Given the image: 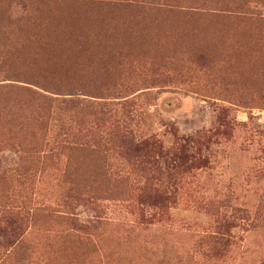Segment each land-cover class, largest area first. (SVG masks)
<instances>
[{
    "label": "rangeland",
    "instance_id": "374dc122",
    "mask_svg": "<svg viewBox=\"0 0 264 264\" xmlns=\"http://www.w3.org/2000/svg\"><path fill=\"white\" fill-rule=\"evenodd\" d=\"M75 13L114 40L167 41L129 53L99 38L107 77L62 79L102 93L63 99L105 109L14 120L0 102V264H264V0H0V39ZM191 26L213 31L204 58L177 45Z\"/></svg>",
    "mask_w": 264,
    "mask_h": 264
},
{
    "label": "trees",
    "instance_id": "16d2710c",
    "mask_svg": "<svg viewBox=\"0 0 264 264\" xmlns=\"http://www.w3.org/2000/svg\"><path fill=\"white\" fill-rule=\"evenodd\" d=\"M98 26L91 25L86 18L76 13L60 16L49 14L45 20L43 19L38 25H32L28 29L27 26L21 28L20 25H15L14 29L5 30L0 39V48L16 47L18 53L21 51L23 53L18 55L15 61L12 60L9 52L2 53L5 57L0 63L1 74L10 71L8 68L10 62L14 61L17 64L16 75L13 74L10 79L0 81V93L7 92L17 95L15 100H0L3 112L10 114L14 120H17L16 118L25 112L32 116L37 105L53 109L61 104L72 103L87 108L105 109L107 105L103 103L95 104L89 101L63 99H78L79 96L102 98L100 96L102 93L80 92L78 83L74 82L70 85L67 84V86L62 83V79L76 81L83 77L88 81L97 83L107 77L108 74L101 73V71L106 70L110 59L102 60L100 58L105 47H103V39L99 40V38L110 35V32L101 34V30L94 31V28ZM199 32L197 27L191 26L186 31L181 32V36L175 40L178 46H186L190 48L193 54L204 58L206 51L212 48L211 36L213 31L206 30V33L201 35ZM166 35L165 31L159 35H152V40L148 42L144 35H140V31L132 28V32L129 34H117L115 40L110 35L108 44L112 48L129 53H137L140 47L146 48L149 45L150 50L155 51L161 43L167 41ZM100 66L102 67L100 68ZM29 71H32L30 75H28ZM104 76L106 77L104 78ZM106 87L107 82L103 90ZM127 138L136 150L144 145L142 141L136 142L134 132H128ZM161 153L163 156L166 155L162 151ZM227 241L228 238L221 237L218 233H211L203 238V242L213 248H218Z\"/></svg>",
    "mask_w": 264,
    "mask_h": 264
},
{
    "label": "bare ground",
    "instance_id": "6f19581e",
    "mask_svg": "<svg viewBox=\"0 0 264 264\" xmlns=\"http://www.w3.org/2000/svg\"><path fill=\"white\" fill-rule=\"evenodd\" d=\"M195 41V40H194Z\"/></svg>",
    "mask_w": 264,
    "mask_h": 264
}]
</instances>
